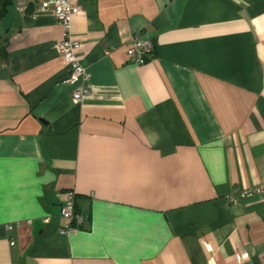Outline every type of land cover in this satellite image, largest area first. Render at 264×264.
<instances>
[{
	"label": "crops",
	"instance_id": "obj_1",
	"mask_svg": "<svg viewBox=\"0 0 264 264\" xmlns=\"http://www.w3.org/2000/svg\"><path fill=\"white\" fill-rule=\"evenodd\" d=\"M40 1L0 20V264H264V195L227 199L264 189V0H74L79 104Z\"/></svg>",
	"mask_w": 264,
	"mask_h": 264
},
{
	"label": "built area",
	"instance_id": "obj_2",
	"mask_svg": "<svg viewBox=\"0 0 264 264\" xmlns=\"http://www.w3.org/2000/svg\"><path fill=\"white\" fill-rule=\"evenodd\" d=\"M74 0H41L39 2V10L52 11L57 21L64 28V38L60 41L56 48L63 59L64 65L70 69L68 83L76 85V89L72 94V98L76 104L81 103L89 96L91 89L88 84L89 74L86 68L78 59V51L82 43L72 33V25L76 10L73 6ZM155 45L153 40L143 37L141 34L135 35L131 41L127 51L129 61L138 65H145L153 58ZM264 189L262 186H250L239 190L237 196H228V201L236 203L237 201L249 200L255 197H262ZM61 216L67 223L60 229L63 234L71 233L78 228L84 226L87 222V217L76 207V194L69 192L67 199L61 207ZM16 226V225H15ZM9 229H14V224L9 226Z\"/></svg>",
	"mask_w": 264,
	"mask_h": 264
},
{
	"label": "trees",
	"instance_id": "obj_3",
	"mask_svg": "<svg viewBox=\"0 0 264 264\" xmlns=\"http://www.w3.org/2000/svg\"><path fill=\"white\" fill-rule=\"evenodd\" d=\"M12 3L13 0H0V20L7 15L8 8L12 5ZM8 45V39L0 37V64L6 63L8 60Z\"/></svg>",
	"mask_w": 264,
	"mask_h": 264
}]
</instances>
